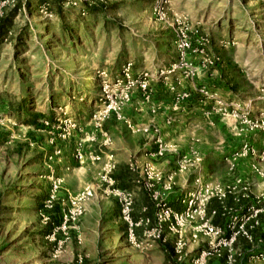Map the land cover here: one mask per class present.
I'll return each instance as SVG.
<instances>
[{"label":"rangeland","instance_id":"1","mask_svg":"<svg viewBox=\"0 0 264 264\" xmlns=\"http://www.w3.org/2000/svg\"><path fill=\"white\" fill-rule=\"evenodd\" d=\"M42 2L13 0L0 16L12 15V25L0 44V264H146L144 252L125 243L119 219L113 225L120 239L112 236L92 246L86 225L79 228L73 224L80 216L65 227L63 217L70 207L68 196L96 182L100 161L93 162L90 153L112 146H101L98 124L104 130L106 118H113L114 124L121 122L112 112L100 119L104 105L100 73L114 71L127 59L137 66L144 60L158 63L156 68L167 66L176 57H171L173 50L167 45L170 34L155 22L153 0L95 1L85 15L66 4L59 9L52 0L42 10ZM178 11L187 15L193 28L209 32L208 47L221 58L194 82L217 88L222 99L239 102L240 111L249 109L252 117L264 113V0H179ZM64 28H71V34L64 35ZM223 118L230 134L200 128L199 134L186 135L184 122L168 116L165 123H174L175 136L160 135L178 153L191 156L185 173L192 179L200 174L204 182L224 184L227 181H216L214 176L226 166L229 174H254L253 192L264 193V175L252 172L250 157L236 161L233 171L225 160L243 140L251 137L253 141L256 135L240 130L243 126L230 117ZM182 143L192 148L185 150ZM233 145L236 149L225 158L210 157ZM63 146L70 158L66 165ZM56 149L61 153L54 156ZM207 164L212 167L208 169ZM259 166L264 173V162ZM65 175L73 176V185L80 182L70 186L76 193H68L61 185L48 202L53 182L60 178L63 184ZM124 178L121 172L119 179ZM87 203L94 208L105 205L114 215L118 209L113 198L98 190ZM211 203L218 205L217 200ZM238 249L244 252L242 247ZM242 258L237 264H243Z\"/></svg>","mask_w":264,"mask_h":264},{"label":"built area","instance_id":"2","mask_svg":"<svg viewBox=\"0 0 264 264\" xmlns=\"http://www.w3.org/2000/svg\"><path fill=\"white\" fill-rule=\"evenodd\" d=\"M13 0H0V16L3 9ZM61 4L70 5L80 9L81 15L86 14V5L95 1L104 0H60ZM47 4H41L42 10L47 9ZM41 10V11H42ZM152 14L156 23L162 28L170 30L173 34V44L176 51L175 59L167 66L154 70L143 68L134 69V62L127 59L122 62L119 73L114 78H108L106 72H101L103 109L101 120L109 113H113L118 121L123 122L133 134L151 136L156 148L150 153L155 158H163L167 153H178L174 146L163 141L160 130L156 126L140 125L127 119L123 113V106L129 101L134 90H139L144 99L151 96L150 82L152 80L164 83L175 79L178 83L183 81L194 82L202 70L211 68L221 62L219 55L210 54L207 47L210 39L202 35L198 28L191 26L185 14L172 9V0H153ZM221 45L226 42L221 41ZM173 89H175L173 87ZM194 91L203 100L213 103V110L223 117H230L237 124L243 126L240 130L254 136L257 131L262 134L261 147L251 141V137L243 140L241 146L226 158L229 171H233L236 161L243 157H250L252 172L263 176L259 164L264 162V113L252 117L249 109L240 111L241 104L235 100H224L217 92L206 86H194ZM187 90H179L175 94L172 110H177L181 103L191 96ZM102 136L101 146L109 147L112 144L111 136L98 124ZM94 140V137L92 138ZM61 150L56 149L54 156L60 155ZM77 157L82 158L77 151ZM103 151L90 153L93 162L101 161ZM52 158V156L50 157ZM108 161L100 168L94 184L86 185L78 193L68 196L69 209L63 217V227L69 220L84 214V204L95 197L97 190L102 196L114 198L119 207V219L125 225L124 241L127 245L138 250H144L157 241L167 242L172 239L174 259L168 264H207L213 258H225L227 264H237V260L244 255L238 249L239 239H244L251 246L246 255L247 264H263L264 249L263 239L256 238L255 229L260 226L264 216V193H254L250 182L236 177L227 184H213L204 182L200 174L196 175L192 183L187 185L179 198L183 205L181 210L174 208L170 203V196L177 186V176L184 174L191 164L189 154H180L176 158V168L167 174L160 170L151 160L138 163L136 160L129 162V168L138 172L141 177L138 183L147 193L154 204V225L146 229L142 236L137 235V228L148 224L149 219H135L134 192L118 187L113 177L114 164L112 154L107 155ZM63 179L53 182V191L48 202H51L61 188ZM230 199L232 202H227ZM212 200H217L218 205L209 210ZM219 216L223 223L216 224L214 218Z\"/></svg>","mask_w":264,"mask_h":264},{"label":"crops","instance_id":"3","mask_svg":"<svg viewBox=\"0 0 264 264\" xmlns=\"http://www.w3.org/2000/svg\"><path fill=\"white\" fill-rule=\"evenodd\" d=\"M172 9L175 12H179L178 11L179 0H172ZM10 27L11 26H9V28ZM168 32L170 34V37H169V41H167V45L173 50V54L171 57H174L176 51L173 44V34L170 30H168ZM199 32L200 34L206 35L209 39H211V35L209 34V32L204 31L203 28H200ZM6 34L7 33L5 34L0 33V44H2L3 38H5ZM207 49L210 54L220 55L218 52L210 50L209 47H207ZM171 57L169 58L171 59ZM162 60H164V57L162 58ZM138 65L139 66H137L136 62L134 61L135 70H140L147 67L155 69L159 64L157 63L154 65L150 61L146 62L144 60L142 61V63L138 61ZM120 66L119 67L117 66L114 71L113 69L110 70L105 69V70L106 72L108 71L112 76L115 77L118 74L119 71L118 69H120ZM209 69L210 68L202 70L201 72H205ZM213 76H215L214 73ZM200 85L206 86L212 91L215 92L218 91L217 88L208 87L207 85L196 81L195 82L183 81L181 83H178L176 80H171L170 82L164 83L162 81L152 80L150 82V86H151L150 98L144 99L142 93L139 90L137 89L134 90L130 96L129 101L126 103V106L123 107L124 116L136 124L158 127L161 135L175 136V134H172L174 133V131H176L174 123L172 125H168L165 123V120L168 116H173L174 119L178 118V120H182L184 122L182 123L184 124L183 132L186 135H192L194 133L199 134L201 132L200 128H207L210 129L211 131L216 130L219 132L227 131L229 133V128H227L224 123L225 118L219 116L217 112L213 111L212 108L213 103L210 102L209 100H203L198 94L195 93L194 86H200ZM173 87L175 88L174 91H173ZM178 90H187L190 91L192 94L189 98L185 99L182 102V104L180 105V109L175 112L172 110L171 106L173 104L172 102L173 93ZM113 120L114 119L110 117V118H106L104 122V126H103L104 130L113 138V143L110 148H105L106 151L103 152V157L100 161V164H98V166L100 165V167H102L104 163L108 161L107 155H109V153L112 154V162L114 164L113 177L115 178L116 185L118 187L125 188L134 192L135 201H134L133 217L135 219L148 218L150 220L148 224H143L142 226L137 228L136 230L137 235L141 237L146 229H149L154 225V204L149 199L147 193L142 188V186L138 183L141 175L138 172H133L130 170L129 162L134 159L141 164L144 161L151 160L156 164V166L160 170H162L165 174H167L168 172L176 168V158L178 156V153L175 154L167 153L166 156L163 158L153 157L152 155H150V153L156 148V144L154 143V141H151L150 138H147L146 137L147 135L140 133L129 135L128 133L131 132L126 128L123 122L120 123L117 122V124L116 123L114 124ZM124 131H127L128 133ZM135 135H139V136H137L136 138ZM255 135L253 136L255 138L252 140L254 144L261 147L260 141L262 139V134L261 132H258V134ZM175 141L179 142L178 138H176ZM188 144L186 145L185 143H182L181 147L185 148V150H189L190 148H192V146ZM234 147L235 146L233 145L226 150L220 149L215 153H213V155L210 157L215 158L217 156L219 159H223L226 157V154L230 150L232 151L233 149H236V147L235 148ZM62 152H63L62 155L66 156L67 159L64 160V157H62L63 163L65 165L69 164L68 162L70 159L68 155L69 152H67L65 146L62 147ZM249 161L250 160H246L245 162H247L249 165ZM121 172L124 173V175H126V178L119 179V175ZM216 173L217 174H215L214 180L220 182L227 181L224 184L233 182L236 177H241L242 179L250 182V184L252 185L251 179L254 176V174L252 175L249 174L248 176H243V174L241 173L229 174L226 166L225 167L223 166ZM72 177L73 176L71 175H65L64 183L62 184L64 190H66L70 194L76 193V191L73 190L70 186L74 187V185L78 186L80 184V182L75 181L73 185L72 182L70 181ZM192 180L193 179L190 177V173L179 174L177 176V186L173 194L170 196V203L173 205L174 208H177L179 210L183 208V205L178 200L182 195L183 190L187 187V185L192 183ZM81 189L82 188H80L79 191ZM213 204L215 205L216 203ZM84 207H85L84 214L81 215L79 218H77L73 224L79 228L86 225V227L84 228H86L85 231L87 232V235H89V239L91 240L90 243H92V246H95L99 242L101 243L102 241H105L108 237L115 236L118 239H120V235H119L120 232L118 231L117 227L113 225L119 219L116 218L117 214L119 217V207L116 210V215H114L115 212L113 209H110L105 205H101L97 208L96 207L94 208L93 206H91L90 203L85 202ZM215 207H217V205L213 206L211 203L209 206V210ZM119 221L122 225L123 234H124L125 225L123 222H121L120 219ZM214 221L216 224L223 223V219H221L219 216L215 217ZM261 221H262L261 222L262 225H260V227L257 229L254 235L256 238H262L264 244V216H262ZM78 222L80 224H78ZM237 247L243 248L244 255H247L251 248L250 244L242 238L239 239L237 243ZM262 248L264 249V245H262L261 249ZM141 251L144 252L145 254L146 264H156L162 261L164 262V264H168L174 259V254L172 250V239H169L167 242L157 241L152 246ZM245 257L242 258L243 262L240 263L247 264ZM225 263L226 262L221 258H213V260L209 262V264H225Z\"/></svg>","mask_w":264,"mask_h":264},{"label":"trees","instance_id":"4","mask_svg":"<svg viewBox=\"0 0 264 264\" xmlns=\"http://www.w3.org/2000/svg\"><path fill=\"white\" fill-rule=\"evenodd\" d=\"M42 1H43L42 3H46L48 6H50V4H51V0L50 1L42 0ZM52 2L56 3L58 5L59 9H62V4H61L60 0H52ZM89 7H90V5H86L85 6L86 12H88ZM11 19H12L11 13L10 14L6 13L4 16H2L0 18V33H3V34L7 33L8 29H9V26L12 25V20ZM71 30H72L71 28H64V32H65L64 35H66V32L71 34ZM210 166L211 165L207 164V168L208 169L210 168Z\"/></svg>","mask_w":264,"mask_h":264}]
</instances>
